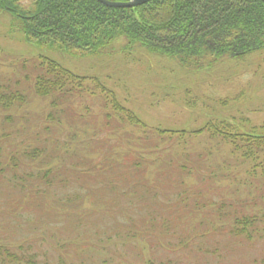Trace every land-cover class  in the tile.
<instances>
[{"label": "rangeland", "instance_id": "obj_1", "mask_svg": "<svg viewBox=\"0 0 264 264\" xmlns=\"http://www.w3.org/2000/svg\"><path fill=\"white\" fill-rule=\"evenodd\" d=\"M255 50L184 63L121 36L80 55L27 40L23 19L0 13V90L21 96L0 105L3 248L39 264H264L261 220L252 238L230 232L237 214L264 211V179L248 174L246 147L207 128L264 135ZM43 58L84 77L82 90L40 95ZM147 130L151 142L136 140Z\"/></svg>", "mask_w": 264, "mask_h": 264}, {"label": "trees", "instance_id": "obj_2", "mask_svg": "<svg viewBox=\"0 0 264 264\" xmlns=\"http://www.w3.org/2000/svg\"><path fill=\"white\" fill-rule=\"evenodd\" d=\"M3 11L23 19L29 41L60 45L67 52L81 55L96 53L121 36L151 52L179 55L184 63H198L206 56L243 55L264 46L261 0H151L134 8L109 7L98 0H0V13ZM39 63L48 72L36 79L38 92L44 93L40 95L61 91L66 83L82 88L84 77L51 59L43 58ZM20 99L19 93L0 90L1 106L14 105ZM127 117L135 127H146L135 114L128 113ZM208 129L215 140L219 137L223 143L228 141L236 151L246 147L247 151L238 155L244 163L252 162L248 174H260L264 179V135L234 132V125L224 120L211 123ZM152 136L147 130L136 140L151 142ZM194 164L201 165L200 161ZM234 217L229 231L236 236L252 238L250 228L260 220L264 223V211ZM7 249L0 244V264H39L33 255L23 258Z\"/></svg>", "mask_w": 264, "mask_h": 264}, {"label": "water", "instance_id": "obj_3", "mask_svg": "<svg viewBox=\"0 0 264 264\" xmlns=\"http://www.w3.org/2000/svg\"><path fill=\"white\" fill-rule=\"evenodd\" d=\"M102 3L113 7H133L144 4L150 0H129L128 2H116L111 0H100ZM264 1V0H263Z\"/></svg>", "mask_w": 264, "mask_h": 264}]
</instances>
